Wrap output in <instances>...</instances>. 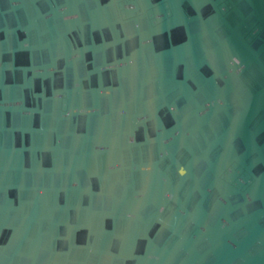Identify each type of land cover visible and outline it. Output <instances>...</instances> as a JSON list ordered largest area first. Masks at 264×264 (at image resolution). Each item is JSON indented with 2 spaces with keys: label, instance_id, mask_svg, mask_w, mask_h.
I'll return each instance as SVG.
<instances>
[{
  "label": "water",
  "instance_id": "obj_1",
  "mask_svg": "<svg viewBox=\"0 0 264 264\" xmlns=\"http://www.w3.org/2000/svg\"><path fill=\"white\" fill-rule=\"evenodd\" d=\"M0 264H264V0H0Z\"/></svg>",
  "mask_w": 264,
  "mask_h": 264
}]
</instances>
